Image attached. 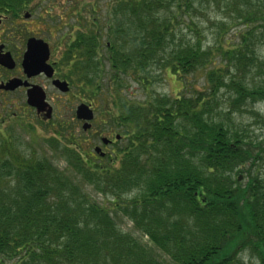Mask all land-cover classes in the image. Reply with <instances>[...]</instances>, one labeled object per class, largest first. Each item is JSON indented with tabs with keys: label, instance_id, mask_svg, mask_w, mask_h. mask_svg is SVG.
Masks as SVG:
<instances>
[{
	"label": "trees",
	"instance_id": "obj_1",
	"mask_svg": "<svg viewBox=\"0 0 264 264\" xmlns=\"http://www.w3.org/2000/svg\"><path fill=\"white\" fill-rule=\"evenodd\" d=\"M31 1L0 0V14L14 20ZM220 1L114 0L102 28L75 33L70 49L95 50L99 101L103 81L145 73L147 90L160 68L182 89L108 114L127 123V143L100 166L60 126L54 137L81 171L27 158L0 135V264H245L241 252L264 264V140L250 129L264 125V0ZM193 3L229 9L242 28L227 40L218 26L213 43L178 37L177 12ZM124 218L146 242L120 228Z\"/></svg>",
	"mask_w": 264,
	"mask_h": 264
},
{
	"label": "rangeland",
	"instance_id": "obj_2",
	"mask_svg": "<svg viewBox=\"0 0 264 264\" xmlns=\"http://www.w3.org/2000/svg\"><path fill=\"white\" fill-rule=\"evenodd\" d=\"M113 1L114 0H44L42 2V0H32L30 3V10L28 11H30V13L39 11V15L41 17H45L47 21L46 23L48 24H59V28H56L57 30L55 33H53V35H68L70 36L69 38H71V35H74L75 37V33L77 32L76 29L72 31L64 26L76 24L78 21L85 26V31L78 30L79 33L86 34L85 36L83 35V37H88L91 36L92 30L96 31L95 27L99 26L102 28L104 23V13L106 14V18L110 19L108 13H112L111 8L114 4ZM219 5H222L220 0ZM87 8H94L95 12H92L93 17L88 13ZM225 11L226 12H223V9L219 10L217 7L213 8L212 6L206 7L200 4L194 5V3L191 10L185 9L184 7L182 10L183 15H181L179 11L177 12V20L174 22L175 34L178 37H182L184 40H186L192 38V32L194 31L197 34L201 33V37L205 36V40L207 42L213 43L215 41L214 33L216 32L218 26H222L224 28L223 37H225L227 40H233V37H235L242 28V24L241 21L233 19L235 15L231 13L229 9H225ZM23 14L16 20V25L20 28H23L21 33H13L16 40H24L29 36L41 34V20L38 19L37 16L24 19ZM6 21L9 20H5L2 23L0 22V43H4V41H6L3 39V37L11 31L9 27L11 22L7 23ZM101 35L104 36L103 33ZM44 38L48 40V37ZM54 39H51L53 42L52 47L54 48L53 55L55 60H58L60 59L64 48L60 47L57 49L54 46ZM102 40L105 39L102 38ZM261 44L264 46V42ZM7 50L11 53L13 58H18L17 56L21 51V47H19V45L17 47L11 46ZM262 51L264 52V49H262ZM98 57L104 59V52L102 51ZM154 65H156V63H154ZM103 69H109L107 62L105 67L100 68L99 70ZM149 73L150 74L148 75L147 80V83L149 82L147 85V90H145V88L143 89L142 86L137 84L138 79L144 77L145 73L128 76L126 75V78H123L126 82H124L123 86L120 85L119 87H113L111 85V87L106 89L107 86L105 85V81H103L101 88H103L102 93L105 95V97L103 98V101H99V98L96 96V99H94L95 101L93 102L97 116L102 118V116L106 115L105 112L109 110V114L111 113L116 118H118L120 114L116 108L119 109V106L122 107L125 101H132L134 103L143 105L154 98L177 96V94L182 89L181 82H179L168 69L161 70L160 68V70H152L149 71ZM2 77L3 75H0V79H2ZM86 83L88 85L90 82L86 80ZM194 85L195 87L199 86L196 83ZM118 88L120 89L119 96L112 97V95L114 96L115 94L113 91ZM2 94L3 93H0L1 136L8 137V141L14 143V147L20 153L24 151V155L27 156V158H30L29 156L32 155L31 157L34 161H39L44 164L51 163L53 168L57 169L58 171H81L79 168H74L69 164V156H66L68 151L66 149H62L63 146L60 143V138L58 139L59 141L55 139L56 135L54 131L56 129L61 131V129H64L63 127H66V131H69L72 135L77 136L80 133L79 131H81V129H78L75 123V110L79 105V99H82L83 104L88 103L90 99L88 92L85 93L84 96L79 95V99L77 97L75 99L71 98L73 101L78 102L76 107H71L69 103L64 104L62 105L63 109H56L55 117H51V119L48 121L37 118L34 112H29L23 118L20 117V115L13 117L14 112L18 113L17 108H19V105L21 104L20 99H14L13 97L9 99V97H6V105H3L1 102L2 98L5 97H3ZM113 101L115 102V105L111 104ZM14 103H16L18 106H14ZM257 108L264 117V102L261 103ZM2 119H4L5 122H3ZM117 122H119L118 119ZM122 124H124V126L127 125L126 122H122ZM60 126L62 127L61 129ZM124 126L117 129L120 134H122L123 129H125ZM250 126L252 131L251 137L254 139L259 137V141L264 140V125L252 123ZM104 129H107V127H104ZM126 140L127 137L123 136L121 144L126 145ZM121 144L118 145V148ZM16 145H19V148ZM81 154L83 161L86 160V157L83 156L84 154L82 151ZM115 154H118L117 150L115 151ZM106 160L109 161V157ZM77 165L81 166L82 164L78 163ZM84 166L85 165L83 164L81 167L84 169ZM117 166L118 165L116 164V167ZM240 176L243 177L244 174H240ZM240 179L242 182L246 181V178ZM118 223H120V228L124 232H128L133 237L138 238L141 242H146V238L141 237V235L133 229L132 224L128 222L126 218L120 220ZM240 257L245 264H255L253 260L248 258L247 253L243 254L241 252Z\"/></svg>",
	"mask_w": 264,
	"mask_h": 264
},
{
	"label": "flooded vegetation",
	"instance_id": "obj_3",
	"mask_svg": "<svg viewBox=\"0 0 264 264\" xmlns=\"http://www.w3.org/2000/svg\"><path fill=\"white\" fill-rule=\"evenodd\" d=\"M30 3L27 4L28 6H26V8H24L20 13H18V18L23 13H27L28 18L37 16V18L40 19L42 22L41 34L29 36L24 40H16L14 38L13 33H21L23 29L16 25L17 18L14 20H9L7 16L0 14L1 23L5 20H9L6 22H11L9 24L11 31L3 37V39H5L6 41H4V43H0V45H3L2 52H9L7 49L11 46L17 47L19 45V47H21V51L17 56L18 58H13L11 53L9 52L14 62V66L12 69H7L0 66V75H3L2 79H0V84L6 83L12 78H18L27 83V86H20L14 89L13 91H5L0 89V93H3L2 96L5 97L2 98L1 103L5 104L7 102L6 97H9V99H11L12 97L14 99L19 98L21 104L19 105V108H17L18 113L14 112L13 117H17L18 115H20V117L23 118L29 112H34L37 118L43 119V113L36 114V109L29 106L26 102L27 90L30 89L32 86H37L43 91L45 101L51 107L52 118H54L56 109L61 110L63 109L62 105L68 103L71 105V107H76L78 102H75L72 99H75L76 97L78 98L79 95L84 96V94L88 92V96L90 97V99L86 105H88L92 110L93 119L89 122L90 127L87 130L82 129V124L84 122L76 119V126L78 129H81V131H79L80 133L77 136L72 135V138L73 141L78 144L79 149L81 148L83 150V156L86 157V160H84V162L91 167L95 166L96 164L100 166L101 163L103 164L106 157H109L118 149V145L121 144L123 135L118 132V127H113L107 122L109 110L105 112L106 117L102 116L101 118L97 116L96 109L93 105V102L95 101L94 99H96L95 50L90 51V59L89 56H87L86 54L82 56L78 55L76 53V49L73 50L69 48V43L73 40L72 38L74 37V35L72 36L71 34H69L71 35V38H69L70 36L68 35H53V33H55L56 30L59 28V24L46 23L47 21L45 17H41L39 15V11H34L30 13V11H28L30 10ZM92 10H94V8H92ZM64 27H67L69 30L72 31L75 29L76 31H85L84 24H81L78 21L76 22V24L65 25ZM43 36L48 37V40H46ZM30 37L40 38L47 44L49 54L46 63L50 66L52 70L51 76H47L45 73L42 72L35 76L27 77L23 73L21 67V59L25 50L27 39ZM51 39H54V46L57 49H59L60 47L64 48L62 51V55L58 60H55V57L53 55L54 48L52 47L53 42ZM88 79L90 80L89 85H87L86 83V80ZM53 81L64 82L67 85V91L61 92L59 88L53 84ZM79 101V104H81L82 99H79ZM13 105L15 106L17 104L14 103ZM2 121L5 122L4 119H2ZM115 123L116 125H123L120 121H115ZM104 127H107V129H104ZM55 131H57V129ZM103 139H106V141L104 142ZM96 148H98L97 151Z\"/></svg>",
	"mask_w": 264,
	"mask_h": 264
},
{
	"label": "water",
	"instance_id": "obj_4",
	"mask_svg": "<svg viewBox=\"0 0 264 264\" xmlns=\"http://www.w3.org/2000/svg\"><path fill=\"white\" fill-rule=\"evenodd\" d=\"M28 15H25L27 17ZM3 45H0V66L12 69L14 62L11 58L9 52H2ZM48 46L47 44L37 38H28L26 42V49L22 57L21 67L23 73L27 77L35 76L41 72L45 73L47 76L52 75V70L49 65L46 64L48 59ZM53 84L59 88L61 92L67 91V85L64 82L53 81ZM20 86H27L26 82L20 79L13 78L8 82L0 84V89L5 91H13ZM26 102L29 106L36 109V113H43V118L50 119L51 117V107L45 102V96L43 91L37 87L32 86L26 92ZM75 115L78 120L84 121L82 129L86 130L90 127L88 123L93 118L92 110L85 104H80L76 107ZM105 142L106 139H103ZM98 148H96V151Z\"/></svg>",
	"mask_w": 264,
	"mask_h": 264
}]
</instances>
